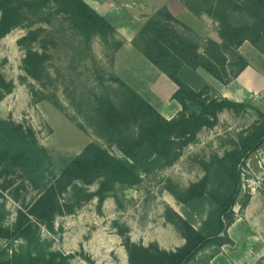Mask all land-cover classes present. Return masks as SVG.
<instances>
[{"label":"rangeland","instance_id":"obj_1","mask_svg":"<svg viewBox=\"0 0 264 264\" xmlns=\"http://www.w3.org/2000/svg\"><path fill=\"white\" fill-rule=\"evenodd\" d=\"M107 1L115 8L133 10L132 43L142 54L152 39L145 25L162 7L191 29L175 22L181 31L201 35L186 18L206 32L213 30L222 39L226 21L221 15L230 17L234 5L247 2ZM2 3L19 5L20 17L14 28L0 38V78L12 87L0 99V120L31 129L39 145L48 149V170L55 174H60L90 143L123 156L120 145L135 142L142 129L129 114L135 105L128 88L132 87L116 73L126 69V60L133 58L125 46L126 38L114 26V30L93 31L79 27L72 8L60 0H0V19ZM34 53L39 54V61L28 63L29 55ZM205 96L215 98V93L209 91ZM248 104L247 108L221 110L217 123L203 127L175 161L161 162L150 173H144L136 185L116 184L103 200L97 193L100 180L92 184L76 182L62 196V202L71 210L56 216L54 231L27 213L39 197V190L20 171L0 162V204L5 205L0 209L5 212L0 223L1 247H8L9 254L26 248L27 240L18 233L30 222L44 240L47 257L49 252L58 253L54 264H131L128 242L167 251L183 246L186 238L176 214L188 218V208L178 198L212 171L220 158L254 135L262 120L261 108ZM189 106V112L201 109L191 102ZM112 108L124 112L122 123L110 117ZM263 160L264 144L241 166L243 194L264 187ZM210 197L189 218L196 228L207 217ZM207 256L204 251L188 264H202Z\"/></svg>","mask_w":264,"mask_h":264},{"label":"trees","instance_id":"obj_2","mask_svg":"<svg viewBox=\"0 0 264 264\" xmlns=\"http://www.w3.org/2000/svg\"><path fill=\"white\" fill-rule=\"evenodd\" d=\"M60 1L72 8L79 27L88 31L114 30L107 18L85 0ZM2 5L0 38L14 28L20 17L19 5ZM233 10L235 12L230 17L221 15L222 21H226L222 42L193 31H181L175 25V22H181L167 7L158 9L146 23L145 31L152 34V39L144 48V54L178 85L173 99L182 105V109L168 119L138 91L128 87L135 101L129 114L142 129L135 142L120 145L123 156H115L90 143L60 174H55L48 170L51 159L48 149L39 145L31 129L27 130L10 120H0V162L20 171L40 192L27 213L54 231L56 216L71 210L62 202V196L76 182L92 184L100 180L97 193L103 200L116 184L136 185L142 181L144 173H150L161 162L175 161L185 145L194 140L203 127L217 123L221 110L247 108L248 102L239 103L218 96L217 90L198 72L199 68H204L222 83L228 84L249 65L239 51L245 41H250L264 53V0H247L234 5ZM181 24L186 30H191ZM38 56V53L30 54L28 63L38 62ZM11 89V84L1 77L0 99ZM209 91L215 93V98L205 96ZM190 102L201 107L198 113L189 112ZM123 113L112 108L109 115L115 122L122 123L126 117ZM260 116L262 120L255 127L254 135L240 148L220 158L212 171L178 198L188 208V218L176 214L182 223L186 243L176 250L167 251L128 242L131 264H188L209 246L217 245L216 251H219L224 244H234L228 234V228L235 219L234 207L240 204L245 208L251 199V193L243 194L241 166L253 151L264 144V112L261 110ZM209 195L207 217L196 228L189 218ZM0 209H5V205L0 204ZM0 213L1 223L5 212L0 210ZM168 218L174 219V216L168 215ZM17 226L20 228V220ZM33 226L34 222H30L19 230L18 236L28 243L21 251L13 250L9 254L8 247H1L0 244V264H54L58 253L49 252L50 257H47L44 240L36 234Z\"/></svg>","mask_w":264,"mask_h":264},{"label":"crops","instance_id":"obj_3","mask_svg":"<svg viewBox=\"0 0 264 264\" xmlns=\"http://www.w3.org/2000/svg\"><path fill=\"white\" fill-rule=\"evenodd\" d=\"M85 1L106 17L126 38L125 46L133 58L126 60L127 68L118 69L117 75L153 104L166 118L175 117L182 109V105L173 99L178 85L134 47L132 43L134 35L130 29L135 23L132 18L133 10L131 12L128 8H115L107 0ZM183 19L203 37L222 41L213 30L206 32L196 23ZM239 51L248 60L249 65L228 84L222 83L204 68H199L198 72L212 88L218 91L220 96L234 102L258 104L264 112V53L250 41H245ZM237 205L234 207L235 219L228 228L229 237L234 244H224L219 251L213 248L215 246L200 251L197 258L204 251L208 253L206 264L264 263V187L252 192L251 199L245 208H242L240 204Z\"/></svg>","mask_w":264,"mask_h":264},{"label":"built area","instance_id":"obj_4","mask_svg":"<svg viewBox=\"0 0 264 264\" xmlns=\"http://www.w3.org/2000/svg\"><path fill=\"white\" fill-rule=\"evenodd\" d=\"M258 184H261V180H258ZM256 191V189L254 188L253 192Z\"/></svg>","mask_w":264,"mask_h":264},{"label":"bare ground","instance_id":"obj_5","mask_svg":"<svg viewBox=\"0 0 264 264\" xmlns=\"http://www.w3.org/2000/svg\"><path fill=\"white\" fill-rule=\"evenodd\" d=\"M174 204V203H173Z\"/></svg>","mask_w":264,"mask_h":264}]
</instances>
